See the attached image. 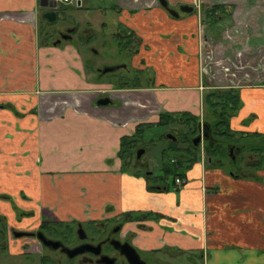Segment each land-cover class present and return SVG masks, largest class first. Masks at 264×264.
Listing matches in <instances>:
<instances>
[{
	"label": "crops",
	"instance_id": "1",
	"mask_svg": "<svg viewBox=\"0 0 264 264\" xmlns=\"http://www.w3.org/2000/svg\"><path fill=\"white\" fill-rule=\"evenodd\" d=\"M166 1L193 11L174 18L157 0L118 1L119 24L140 40L137 68L154 76L149 87L126 90L90 78L78 48L39 40V0H0V213L82 221L144 213L140 228L126 227L142 252L264 264V171L243 178L200 153L178 192H149L144 179L122 174L121 142L138 125L185 112L201 122L205 92L223 89L206 84L203 5H231L234 48L264 52V0ZM229 88L243 102L230 128L264 134V84Z\"/></svg>",
	"mask_w": 264,
	"mask_h": 264
},
{
	"label": "rangeland",
	"instance_id": "2",
	"mask_svg": "<svg viewBox=\"0 0 264 264\" xmlns=\"http://www.w3.org/2000/svg\"><path fill=\"white\" fill-rule=\"evenodd\" d=\"M79 1L81 2V8H77L74 3L71 5L59 4L58 10L68 18L66 24H62L59 20V22L49 25L38 16L39 40L44 41L43 34L45 32H55L56 35L52 34L51 40L44 41L52 45V42L58 38L57 32H64L67 28L74 26L77 30V36H86L89 42L87 44H80V41H78L79 43L76 42V44L75 42H62L60 45H71L81 51L85 59L87 75L90 78L101 80L108 86L115 88H119L121 85L131 86L137 83L145 86L149 82L150 77L154 78V76L145 67L137 68V63L139 62L136 60V55L131 54L132 52L130 50L126 52L120 49V44L116 41V36L122 31L121 27H119L120 12L117 9L119 0ZM175 12L178 14L182 13L179 7ZM39 13L40 11H38ZM219 27H221L219 34L211 35L206 40L208 43L204 45V61L207 66H204L203 71L206 72V84L223 89L230 86H247L251 89L257 84H264V52H258L256 54L251 50L250 45L247 44L250 40L249 34L245 36L246 47L241 45V47L237 46V48H234V40H237L235 39V34L238 29L232 28L230 20L223 22ZM83 30H86L85 35ZM201 32L204 36V26H202ZM224 32L226 34L222 35ZM242 34H246V30ZM224 39L227 43H225L226 41ZM111 68L115 70L104 74L101 72L98 73L99 71L105 72ZM192 113L185 112L184 117H181V121H186L189 117H194L193 115L195 113ZM194 118L196 121L199 120V117ZM207 119L211 120V118ZM179 124L185 123L183 121ZM179 124L174 123L169 126L150 128L144 132L141 139H135L133 143L134 148L132 149L133 156L131 165L124 166L122 174L134 180L144 179L143 177L137 176L139 173L142 174V171H149L152 176L161 175L163 166L170 165V160L180 154L183 148L182 142H190L195 137L187 132L186 126ZM202 135L200 133V137ZM168 136H172L174 140L168 138ZM219 141L221 143L223 142L222 145L225 144V147L229 149L231 145L247 144L249 140L244 138L238 139V136H236L233 140L231 138H220ZM173 144L177 145V149L170 148ZM139 149H144L145 152L140 160L137 161L136 152ZM202 149L203 147H200L196 152L198 156H201ZM227 149L225 155L228 158L224 156L222 168L230 174L234 173L249 179L256 177L258 172L264 171V162H261V168L263 170L247 167V163L251 158L253 162L258 160L260 163L261 161V158L257 154L251 153L249 148H246L244 152L235 149L234 156ZM206 161L207 158L205 163ZM143 182L146 183V188L149 185H156V182L152 179ZM166 183L168 186H171L173 184V178L171 176L167 178ZM11 222H13L12 219ZM13 241L11 239L8 240L7 246H10ZM159 252L157 253L159 259H171L173 264H188L184 261V256L174 254L170 257L166 251ZM190 256L193 257L194 264H202L198 256ZM13 264L17 263L13 262Z\"/></svg>",
	"mask_w": 264,
	"mask_h": 264
},
{
	"label": "flooded vegetation",
	"instance_id": "3",
	"mask_svg": "<svg viewBox=\"0 0 264 264\" xmlns=\"http://www.w3.org/2000/svg\"><path fill=\"white\" fill-rule=\"evenodd\" d=\"M43 3L42 0L38 2L40 11L38 16L40 18L49 25L59 22V20L62 24H66L68 18L58 10L59 4L55 0H47V7L41 6ZM53 3H56L54 8L51 7L54 6ZM73 3L77 8H81L79 0H73L71 4ZM194 7L197 6L194 4ZM121 29H124L123 26ZM83 32L85 35L86 30H83ZM52 34L56 35L55 32H45L43 34L44 41L51 40ZM57 35L58 38L52 42V45L62 42H75V44L78 41H80V44L89 42L86 36H77V30L74 26L67 28L64 32H57ZM116 37L119 38L116 41L120 44V49L126 52L130 50L131 54H133L134 44H126L128 42L127 35L119 33ZM114 70V68H111L105 72L99 71L98 73L104 74ZM191 125L193 127V124ZM197 138H201L203 141L206 138V134H203L202 137L200 135L194 137V146H197L195 144ZM235 149L240 150V152L243 151L242 146L234 144L229 148L230 154L231 151L234 153ZM148 173L149 171H142L143 178L145 179L146 177L156 182V185L150 186L157 190H161L164 187L171 189L172 185L168 186L166 183L169 177L165 178L163 172L159 176H152ZM163 181L164 185L162 184ZM181 181V184H175V186L182 188L184 179ZM15 209L13 207L14 211H16ZM15 214L16 216L11 222L8 216L0 213V264H13V262L17 264H140L132 262L122 252V250H125L130 253L127 247H123L124 245L132 247L144 264H173L171 259H159L157 256V253H160L159 251L142 252L135 245L134 240L138 236L133 235L126 227L129 224H133L140 228L142 226L140 221H143L147 216L144 213H137L134 216H129L128 214L105 216L104 218L86 221L78 219H49L44 216L34 219L32 213L25 214L18 212V210ZM10 239L14 241L10 246H7V241ZM166 252L170 257L174 255L170 251ZM181 255L184 256V260H187V254L183 253Z\"/></svg>",
	"mask_w": 264,
	"mask_h": 264
},
{
	"label": "trees",
	"instance_id": "4",
	"mask_svg": "<svg viewBox=\"0 0 264 264\" xmlns=\"http://www.w3.org/2000/svg\"><path fill=\"white\" fill-rule=\"evenodd\" d=\"M232 11L233 10L231 5H203L200 10V20L202 26H204V37L209 38V36L211 35L219 34V30L221 28L219 26L223 22L232 18ZM119 27L122 26L119 25ZM120 33L122 35H127L128 42L126 44H134L133 54L137 53L138 42L140 40L135 38L131 32H128L125 29H122ZM116 39L118 40L119 38L117 37ZM120 40L122 39L120 38ZM152 82L153 77H150L149 82H147L145 86L137 83L131 86L121 85V87L119 86L118 89H144L152 85ZM242 107L243 102L241 100L240 91L238 89L211 88L207 90L203 96L204 114L201 122L199 120L196 121L194 117H189L186 121H181V117H184L185 113H165L160 116L159 121L157 124H155V126H152L151 124L138 125L131 137L122 139L120 157L123 161V164L124 166L131 165L133 156L132 149L134 148L133 143L135 142V139H141L146 130L153 127L169 126L174 123L179 124L184 121L185 124L179 125L186 126L188 133L195 137L199 136L200 133L204 135L206 134V138L205 140H203L202 144L198 143L197 146H194L193 144L194 139H192L190 142H182L183 148L181 149L180 154L170 160V165L163 166L162 172L164 174V177L166 178L171 176L173 178L171 189L174 192H178V190L180 189L175 186V180L177 178L183 179L185 171L188 170L190 166L199 161L200 156H198L196 152L198 151V149H200V147H203V154L206 156L207 161L212 162L213 166L215 164H217L218 167L223 166V159L224 156L226 157L225 152L228 147L226 148L225 144L222 145L223 142L221 143L219 141L220 138H231L233 140L236 136H238V139H248L250 143L248 141L247 144H237V146H242L243 152L246 148H249L251 153L257 154V156L261 158V161L260 163L258 160L253 162L251 161V158L247 163V167L251 169L263 170V168H261V162H264V134L258 132H235L230 128L231 119L237 116ZM252 117L254 116H249L248 119L244 121V123H248V121H251ZM207 118H211V120H208ZM191 124H193V127ZM170 148L177 149V145L173 144ZM139 174H137L138 177H144L143 174ZM233 175L236 174L233 173ZM148 179L149 178L145 177V180ZM162 184L164 185V181L162 182ZM164 188L166 189V187ZM147 190L149 192L160 191L150 185L147 187ZM128 215L134 216V214Z\"/></svg>",
	"mask_w": 264,
	"mask_h": 264
},
{
	"label": "water",
	"instance_id": "5",
	"mask_svg": "<svg viewBox=\"0 0 264 264\" xmlns=\"http://www.w3.org/2000/svg\"><path fill=\"white\" fill-rule=\"evenodd\" d=\"M44 3L41 4V6L43 7H47L48 6V3H47V0H42ZM160 4V6L172 17L174 18H178L179 17V14L177 12H175L174 10H170L169 9V6H168V2L166 0H157ZM54 6H51L52 8L56 7V3H53ZM181 12L182 13H191L193 11V8L192 7H189V6H181L179 7ZM110 102L108 99H101L97 102V105L98 106H106L108 105ZM168 138L174 140V138L172 136H168ZM201 142V138H197L196 141H195V144H198ZM145 150L144 149H139L137 150L136 152V160H140V158L142 157V155L144 154ZM233 152L231 151V154ZM148 174H151L150 172ZM123 247H127V249L130 250V253L129 252H126L125 250H122L123 253L126 254V256L132 261V262H138L140 264H144L143 262L140 261L137 253L134 251V249L128 245H124Z\"/></svg>",
	"mask_w": 264,
	"mask_h": 264
},
{
	"label": "built area",
	"instance_id": "6",
	"mask_svg": "<svg viewBox=\"0 0 264 264\" xmlns=\"http://www.w3.org/2000/svg\"><path fill=\"white\" fill-rule=\"evenodd\" d=\"M57 3H60V4H71L72 3V1L73 0H55ZM195 1V0H194ZM195 3V5L197 6V8H199V5L196 3V2H194ZM206 72H204V74H205ZM176 184H181L182 183V181L180 180V179H176Z\"/></svg>",
	"mask_w": 264,
	"mask_h": 264
}]
</instances>
